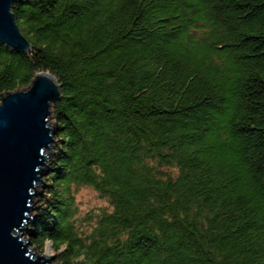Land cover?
<instances>
[{
  "label": "trees",
  "instance_id": "1",
  "mask_svg": "<svg viewBox=\"0 0 264 264\" xmlns=\"http://www.w3.org/2000/svg\"><path fill=\"white\" fill-rule=\"evenodd\" d=\"M0 101L59 86L29 231L57 264H264V0H18ZM110 207L86 228L75 195Z\"/></svg>",
  "mask_w": 264,
  "mask_h": 264
},
{
  "label": "water",
  "instance_id": "2",
  "mask_svg": "<svg viewBox=\"0 0 264 264\" xmlns=\"http://www.w3.org/2000/svg\"><path fill=\"white\" fill-rule=\"evenodd\" d=\"M18 0H0V44L27 52L29 43L19 31L11 12ZM56 80L47 73L35 76L24 90L6 94L0 102V264H49L36 256L23 231L33 219L32 199L41 182L45 153L54 143L49 125L51 105L59 97ZM43 168V169H42ZM19 232H23L22 235ZM22 236L26 241L22 240Z\"/></svg>",
  "mask_w": 264,
  "mask_h": 264
},
{
  "label": "rangeland",
  "instance_id": "3",
  "mask_svg": "<svg viewBox=\"0 0 264 264\" xmlns=\"http://www.w3.org/2000/svg\"><path fill=\"white\" fill-rule=\"evenodd\" d=\"M27 88H24V89H27ZM24 89H19V90H24ZM49 125L53 128V130L55 132V124L53 122L52 117H50ZM53 147H54V143H52V145L50 146V149L45 153V166L43 168L47 167L49 170L48 171H42L41 182H43V184L38 183L36 185V188H35V191L39 194H42V195H43V191H45V188H46V185H45L46 183H45V181H43V179L47 178L50 175L52 158L55 156ZM42 195H36L32 199V205H33V203H35L33 205V209L34 208H37V209L32 210L28 214V217L32 218L33 222L31 220V222L27 226L26 231H23L24 234L26 235L27 240H29L28 239L29 238V231L31 230L32 226L35 224V221L38 218L37 216L40 214V210L42 212L43 206L40 205V202H38L40 200V198L42 197ZM75 202H76L77 210L79 212L77 219L79 220L80 223L82 222V225L84 226V228H86V225L88 223L90 224V222H91L90 220L94 219V217L97 214H99L102 210L107 211V212L111 211L108 204L105 201L100 200L98 198V196L90 189H86V188L79 189L77 191V194L75 195ZM23 232H19V234L22 235ZM22 240L26 241L24 236H22ZM30 250L33 253V258H35L36 256L44 257V258L51 260L49 264H57L56 263L57 261L55 259V255L53 253V250H52V247L50 244H47L42 252L36 250L35 248H32L31 245H30Z\"/></svg>",
  "mask_w": 264,
  "mask_h": 264
},
{
  "label": "bare ground",
  "instance_id": "4",
  "mask_svg": "<svg viewBox=\"0 0 264 264\" xmlns=\"http://www.w3.org/2000/svg\"><path fill=\"white\" fill-rule=\"evenodd\" d=\"M44 163H45V161H44Z\"/></svg>",
  "mask_w": 264,
  "mask_h": 264
}]
</instances>
